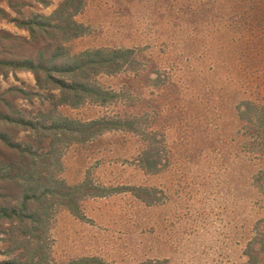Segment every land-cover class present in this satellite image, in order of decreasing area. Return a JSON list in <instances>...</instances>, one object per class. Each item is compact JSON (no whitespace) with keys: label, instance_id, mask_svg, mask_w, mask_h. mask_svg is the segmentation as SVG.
Masks as SVG:
<instances>
[{"label":"rangeland","instance_id":"374dc122","mask_svg":"<svg viewBox=\"0 0 264 264\" xmlns=\"http://www.w3.org/2000/svg\"><path fill=\"white\" fill-rule=\"evenodd\" d=\"M62 2L0 0V166L14 164L0 209L21 199L23 177L6 175L82 187L45 201L42 242L10 238L18 220L0 213V264L40 258L35 244L50 264H264V0H85L67 38L24 23ZM57 46L60 63L107 50L100 72L63 74L107 93L63 95L15 66ZM65 118L107 122L70 133Z\"/></svg>","mask_w":264,"mask_h":264},{"label":"trees","instance_id":"16d2710c","mask_svg":"<svg viewBox=\"0 0 264 264\" xmlns=\"http://www.w3.org/2000/svg\"><path fill=\"white\" fill-rule=\"evenodd\" d=\"M85 6V0H63L61 6L55 12L53 16H46L42 14H36L34 18L29 21L24 22L25 24L40 23L48 25L52 27H56L58 31L63 32L64 36L67 37H76L83 34V30H79V27H82L79 23L74 20V16L80 12ZM53 17H56L57 21L53 22ZM64 23V24H63ZM73 29H76L75 32H72ZM52 36H57L56 33L52 34ZM63 49L62 46L55 47L54 51L50 54L49 57H46L45 52H39V55L36 58H39V61L35 62L34 59H29V57H25L19 63H15V66L21 68H28L34 70L37 73L43 72L46 73V76L49 80H51L54 84H57L61 90L63 91V95L72 93L77 99H83L84 97L81 92L86 94V98L91 96V93H95L98 96H101V93L105 92L100 86L90 82L88 78L90 74L82 71L81 79H70L69 77H65L63 74H71V72H76V70L85 68L88 63L96 68L99 72L102 69L99 63L103 60H107V56L105 53L107 50L105 49H95V50H86L78 55L72 56L71 59L69 57L66 60H62L61 63L58 61V58L63 55L61 51ZM129 51V50H126ZM125 50L120 49H111L108 53L115 56L119 54L126 53ZM78 57V58H75ZM83 57V58H82ZM96 71V72H98ZM55 73L62 74L61 78L56 77ZM38 80L40 78L38 76ZM101 98V97H100ZM98 100V99H97ZM65 127L64 131L75 133L82 129H89L93 126H99L107 122L106 118L92 120L88 122H81L73 119L65 118ZM53 127V125H51ZM9 146L12 147L14 144L8 142ZM14 166L12 162L4 163L0 166V173L6 172L9 174V170ZM25 171V170H24ZM21 175H6L11 179L17 178L21 179L23 177V187L21 189V199L18 200L15 204H11L9 207H1L0 213H3L5 217H8L10 220L17 219L18 223H14L12 221V225H10V238H13L15 232L18 231L21 234V230H23V234L29 238L30 241L33 242H42L44 239V233L48 231V221L50 218V205L46 204L45 201L48 199L56 198V197H69L72 194H75L82 185L70 186L67 184H63L64 182L58 178H50L46 177L48 180L42 181L40 178V171L29 172L26 174L25 172L20 173ZM64 185L66 191L62 192L59 185ZM49 195L47 198L46 196ZM45 202V203H44ZM70 203V207H71ZM28 254L32 258H36L40 256V258L35 259L31 263L28 264H50L45 260V251L42 244H35L34 247H29ZM44 258V260H42ZM98 258H81L77 260H73L67 264H86L90 261H97ZM3 264H19V261L15 258L6 260Z\"/></svg>","mask_w":264,"mask_h":264}]
</instances>
